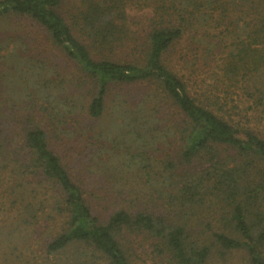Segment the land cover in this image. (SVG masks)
Masks as SVG:
<instances>
[{
  "label": "trees",
  "instance_id": "trees-1",
  "mask_svg": "<svg viewBox=\"0 0 264 264\" xmlns=\"http://www.w3.org/2000/svg\"><path fill=\"white\" fill-rule=\"evenodd\" d=\"M5 17L43 28L79 68L91 84L92 118L105 113L112 88L148 87L133 107L118 103L116 145L99 164L112 179L145 172L154 190L119 193L106 218L87 196V179L74 178L42 128L2 152L19 189L10 203H21L26 222L37 210L25 199L47 185L55 193L53 209L66 220L48 251L80 242L108 264H136L125 239L134 233L152 241L151 264L226 262L234 252L264 264V132L247 116L264 117V0H0ZM10 57L21 61L3 55ZM36 75L28 77L39 88ZM161 148L154 177L145 152ZM19 176L32 180L28 194Z\"/></svg>",
  "mask_w": 264,
  "mask_h": 264
},
{
  "label": "rangeland",
  "instance_id": "rangeland-1",
  "mask_svg": "<svg viewBox=\"0 0 264 264\" xmlns=\"http://www.w3.org/2000/svg\"><path fill=\"white\" fill-rule=\"evenodd\" d=\"M1 44L5 47L0 49V264H108L101 253L80 242L57 252L48 251L49 240L62 230L66 220L64 215L53 209L55 193L49 185L46 189L37 187L44 191H39L35 198L30 194L23 202L30 201L31 207L37 210L31 212L35 216L26 222L21 203H17L19 206L10 203V199L18 197L12 193L18 188L15 185L17 179L10 167H2V161L6 160L1 154L21 147L28 129L34 126L42 128L47 133L50 147L61 157L74 178L87 179V196L94 209L106 218L115 209L112 202L119 193L125 191L134 195L136 190L146 193L154 190L153 181L144 182L142 173L146 175L145 172L133 168L123 173L124 179H112L106 176L99 164L107 156L105 150H113V145H116L114 124L119 121L118 103H123L124 99L128 106L133 107L140 100V93L143 94L148 87L143 84L112 88L107 96L105 113L95 119L88 112L92 96L90 81L52 42L43 28L27 18H2L0 47ZM7 51L18 55L21 61L16 59L15 62L10 57L6 62L3 55H7ZM33 69L41 85H37L39 88L32 87L28 77ZM167 108L164 107L163 112L169 111ZM247 116L251 119V126H258L264 132V117L257 122L258 115L253 116L247 111ZM127 144L125 142L124 146ZM124 146L114 151L123 153ZM140 150L142 148L132 149L134 153ZM163 151L161 148L159 152L152 149L145 152L151 176L155 177L162 169ZM22 176L19 178L27 185H23L21 191L28 194L33 187L28 185V181L31 183L32 180ZM125 239H129L127 246L136 264L152 263L156 253L152 251L151 240L134 233L125 235ZM229 256L226 262L213 259L210 264H245L243 254L234 252ZM160 261L161 264H176L167 257Z\"/></svg>",
  "mask_w": 264,
  "mask_h": 264
}]
</instances>
